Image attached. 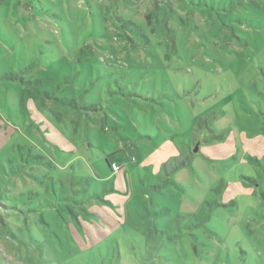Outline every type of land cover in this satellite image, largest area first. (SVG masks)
I'll return each instance as SVG.
<instances>
[{
	"label": "rangeland",
	"instance_id": "1",
	"mask_svg": "<svg viewBox=\"0 0 264 264\" xmlns=\"http://www.w3.org/2000/svg\"><path fill=\"white\" fill-rule=\"evenodd\" d=\"M0 264H264V0H0Z\"/></svg>",
	"mask_w": 264,
	"mask_h": 264
},
{
	"label": "trees",
	"instance_id": "2",
	"mask_svg": "<svg viewBox=\"0 0 264 264\" xmlns=\"http://www.w3.org/2000/svg\"><path fill=\"white\" fill-rule=\"evenodd\" d=\"M73 101H69L67 104H70V103H72ZM112 165H109V168H110V170L112 171V172H115V171H113L112 170V167H111ZM118 171H119V168H118ZM117 172V171H116ZM192 224H190V225H188V224H185L184 226H185V228H190V227H192L191 226Z\"/></svg>",
	"mask_w": 264,
	"mask_h": 264
},
{
	"label": "built area",
	"instance_id": "3",
	"mask_svg": "<svg viewBox=\"0 0 264 264\" xmlns=\"http://www.w3.org/2000/svg\"><path fill=\"white\" fill-rule=\"evenodd\" d=\"M111 167H112L113 171H115V172L118 171V167L115 164H113Z\"/></svg>",
	"mask_w": 264,
	"mask_h": 264
}]
</instances>
